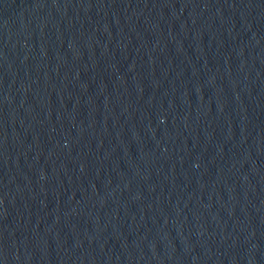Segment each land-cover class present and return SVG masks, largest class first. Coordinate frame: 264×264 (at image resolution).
<instances>
[{"label":"water","instance_id":"95a60500","mask_svg":"<svg viewBox=\"0 0 264 264\" xmlns=\"http://www.w3.org/2000/svg\"><path fill=\"white\" fill-rule=\"evenodd\" d=\"M264 214V0H0V264H211Z\"/></svg>","mask_w":264,"mask_h":264}]
</instances>
